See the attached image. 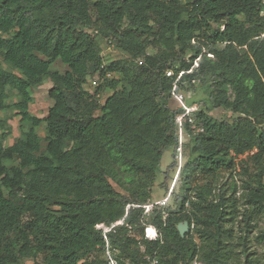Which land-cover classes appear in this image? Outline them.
<instances>
[{
  "label": "trees",
  "instance_id": "obj_1",
  "mask_svg": "<svg viewBox=\"0 0 264 264\" xmlns=\"http://www.w3.org/2000/svg\"><path fill=\"white\" fill-rule=\"evenodd\" d=\"M103 37L124 56L105 63ZM56 61L67 70L51 71ZM190 69L179 90L206 98L182 122L169 191L184 112L169 93ZM46 79L52 104L38 117L31 90ZM0 113V264H103L95 224L119 221L106 236L120 264L262 263L264 0H0ZM12 116L20 133L6 145ZM166 148L161 204L152 187Z\"/></svg>",
  "mask_w": 264,
  "mask_h": 264
},
{
  "label": "rangeland",
  "instance_id": "obj_2",
  "mask_svg": "<svg viewBox=\"0 0 264 264\" xmlns=\"http://www.w3.org/2000/svg\"><path fill=\"white\" fill-rule=\"evenodd\" d=\"M92 32L94 33V31H92ZM103 38L100 40V43H101V47L103 49L102 55H103V59H104L105 63H108L115 58H120V57L124 56V54L120 50L113 47L111 44H109L106 41L105 38L104 39ZM5 68H8V65H5ZM50 70L51 71L57 70L59 72H64L65 70H67V67L64 64H62L60 61H56L55 63L51 64ZM92 79H93V77L89 79V82L87 85V88H89L90 91H94V89H95L94 85L91 82ZM98 83H99V81H98ZM50 87H51V83L49 80L46 79L43 81V84H41L37 88H33L31 90L32 96H33V102L30 105L29 110L34 115H36L38 117H44L47 114L48 108L52 104V100L48 96V89ZM182 92L184 94V100H185L186 104L187 103L189 104L193 101L197 102L196 105L195 104L192 105L193 109H196L198 107V103H199V105H202L203 102L205 101V98H206V92L200 86H195V87L190 86L185 91H182ZM107 95H108V91L100 92L99 97H98L99 103H103V101ZM16 100H17V97L15 96L9 102H14ZM168 103H169L171 108H178L179 107L178 103L173 98H171ZM6 114L11 115L12 111H8ZM1 115L2 114L0 113V116ZM212 115L214 117H217V118H223L226 116V112L224 109L219 108L217 110H214L212 112ZM8 123L12 127V133L8 137V139L6 140V142H5L6 145L11 144L13 139L15 137H17L20 133L19 129H18V117L12 116V118L8 121ZM37 133L39 134V136L41 138H44L46 136V129H45L44 123L37 128ZM185 140H186V137H185V135L182 134V142H185ZM42 143L43 144L45 143L44 139L42 140ZM172 153H173L172 148H166L163 151V156H162L160 166H159L160 172H159L157 179H156V181L152 187V199L156 200V202H163V201L165 202L166 201V197H165L166 196V189L164 187L160 186V183L164 180L163 172L167 169L168 165L172 161ZM183 162H184V151H183V148H181V155L178 158L177 168H176V170H174V172L172 174L169 175V179L167 182L168 187H169V189H168L169 191L171 190V188L173 186H174V188H173L174 190H177V188H178L179 181L177 179V171H178V167L180 165H182ZM236 171H239L238 165L236 166ZM237 183L239 184L240 181L238 180ZM168 203H169V201H168ZM262 224H264V223H261V225ZM191 233H192L191 228H189L188 234H191ZM258 252L260 254L261 253L263 254L264 249H262V248L258 249ZM261 260H262L261 264H264V255H263V258H261ZM195 263L200 264L197 261ZM22 264H33V263H32V260L28 259V260H25L24 262H22Z\"/></svg>",
  "mask_w": 264,
  "mask_h": 264
},
{
  "label": "built area",
  "instance_id": "obj_3",
  "mask_svg": "<svg viewBox=\"0 0 264 264\" xmlns=\"http://www.w3.org/2000/svg\"><path fill=\"white\" fill-rule=\"evenodd\" d=\"M197 60L198 58H196L193 62V66L197 65ZM190 70L187 71H178L175 75V78L173 79V83H172V87L170 90V97L173 98L177 103L179 107H182L184 109V112L182 114H179L176 117V121L178 124V140H179V144L177 147V151H178V155L177 158H179V156L181 155V143H182V122L184 121V119L189 116L190 112L193 110L192 106H189L185 103L184 100V94L181 90H179L178 88V81L180 80L181 76L186 72H190ZM166 76H173L174 72L171 69H168L165 72ZM107 76L109 77L110 74H107ZM101 78H99L98 76H94L92 79V84L94 86H96L98 84V81ZM188 120L190 121L191 119L188 118ZM157 203H161L164 204L165 202H157ZM149 205H146V209H148ZM122 222L119 221L117 222V224L114 225H118L121 224ZM114 225L111 226H106L104 223H98L95 224V227L99 230H102L103 232V238L105 240V247H104V263L103 264H120L119 261L113 256V251L109 248V244H108V240H107V236H106V232H108L111 228L114 227ZM146 236L148 238L151 239H156L159 237V232L158 230L154 227V226H148L146 229ZM128 264V263H126ZM140 264H159V260L156 257H153L151 255H145L143 257V260ZM193 264H196L195 262H193Z\"/></svg>",
  "mask_w": 264,
  "mask_h": 264
},
{
  "label": "water",
  "instance_id": "obj_4",
  "mask_svg": "<svg viewBox=\"0 0 264 264\" xmlns=\"http://www.w3.org/2000/svg\"><path fill=\"white\" fill-rule=\"evenodd\" d=\"M189 223L187 221L179 222L177 224V230L181 238L185 237V234L189 231Z\"/></svg>",
  "mask_w": 264,
  "mask_h": 264
}]
</instances>
